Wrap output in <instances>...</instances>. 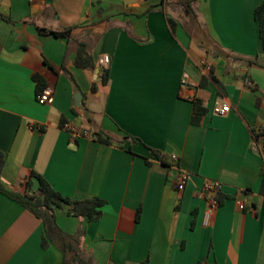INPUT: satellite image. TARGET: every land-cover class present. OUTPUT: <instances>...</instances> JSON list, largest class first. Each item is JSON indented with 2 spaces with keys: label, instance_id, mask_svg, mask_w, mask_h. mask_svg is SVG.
<instances>
[{
  "label": "crops",
  "instance_id": "0c3cea01",
  "mask_svg": "<svg viewBox=\"0 0 264 264\" xmlns=\"http://www.w3.org/2000/svg\"><path fill=\"white\" fill-rule=\"evenodd\" d=\"M262 2L0 0L5 187L32 194L37 182L29 190L25 182L34 170L63 196L104 199L97 220L70 215L68 205L56 212L91 264H264V155L253 135L264 127V64L250 63L262 52L254 17ZM80 43L92 66L76 64ZM47 86L52 101L40 103ZM196 98L207 111L193 124ZM223 102L229 111L216 113ZM65 120L109 141L73 139ZM152 149L167 164L179 156L189 173L182 190ZM207 180L225 195L208 224ZM43 235L42 220L0 192V264H63Z\"/></svg>",
  "mask_w": 264,
  "mask_h": 264
},
{
  "label": "trees",
  "instance_id": "16d2710c",
  "mask_svg": "<svg viewBox=\"0 0 264 264\" xmlns=\"http://www.w3.org/2000/svg\"><path fill=\"white\" fill-rule=\"evenodd\" d=\"M186 11L191 13L192 8L190 2L186 4ZM254 17L258 22L259 36L262 41V52L256 58L252 59L250 63L263 65L264 64V0L260 3L254 10ZM172 30L175 29L174 20L170 19ZM40 33L53 34L55 36H61L69 38L71 36L72 27H68L64 30H52L45 27H38ZM76 64L81 67L92 66V61L88 57L85 45L83 43L79 44V48L76 55ZM109 69L105 68L103 71V81L107 82L109 77ZM209 77L217 84L221 94L224 93V85L217 80L214 76ZM38 86L43 84V80L40 76L35 75ZM207 109L204 106L201 99L196 98L193 100V112H192V123L197 124L201 121L203 115L206 113ZM260 131L254 132V138L256 139ZM264 133V127L261 131ZM95 139L100 141H109V137H102L99 134L95 135ZM257 140V139H256ZM153 154L157 155L162 163L170 167V163L167 164L164 157L157 151L151 150ZM37 182V189L32 193H21L13 191L5 187L4 183L0 177V192L5 193L10 198L21 203L25 208L30 210L38 218H40L44 225V235L42 238L43 246L47 247L48 242L55 243L64 254L63 264H70L71 261L77 262L78 264H91L86 260L80 253L79 248V238L78 235H71L64 232L56 221L57 209L63 205H68V213L74 216H85L89 220H97L101 217L102 211L101 207L105 204V200L100 197H92L82 200L72 199L67 196H63L60 192L56 191L52 185L39 173L32 170L28 176L25 186L26 190L32 188V185ZM225 195L220 191L216 199L218 206L224 202ZM138 264H150L149 260L146 259ZM197 264H210L208 262L198 261Z\"/></svg>",
  "mask_w": 264,
  "mask_h": 264
},
{
  "label": "built area",
  "instance_id": "2783aa9c",
  "mask_svg": "<svg viewBox=\"0 0 264 264\" xmlns=\"http://www.w3.org/2000/svg\"><path fill=\"white\" fill-rule=\"evenodd\" d=\"M110 61V56L109 55H105L102 60H101V64L103 65V67L107 66V64ZM203 64V69L205 72H209L211 69V64L208 63L206 60L202 61ZM187 83V78H182V84H186ZM38 101L40 103H47V102H51L52 101V88L50 86L45 87L42 92L39 94L38 96ZM230 109V105L226 102H223L220 105H216L214 107V111L216 113H226L227 111H229ZM61 127L64 130H67L70 134L71 137L73 139L77 138V137H82V136H88V137H93L95 138V134L91 133L89 130L84 129L82 127H79L77 125H75L74 123H72L69 120H65L62 122ZM262 130H260L258 137L256 138L257 140V145L259 147L260 152L264 155V133L261 132ZM169 172L171 175H173V181L175 186L182 190L185 185L187 184V181L189 179V173L183 171L180 168L179 165V156L176 154H172L171 155V162H170V167H169ZM223 185L221 182H219L218 180H207L204 188L206 191H213V192H220L222 189ZM217 195H211V203H210V207L209 210L207 211L206 215H205V223L208 224L211 222L214 211L217 209L218 207V202L216 199Z\"/></svg>",
  "mask_w": 264,
  "mask_h": 264
},
{
  "label": "water",
  "instance_id": "95a60500",
  "mask_svg": "<svg viewBox=\"0 0 264 264\" xmlns=\"http://www.w3.org/2000/svg\"><path fill=\"white\" fill-rule=\"evenodd\" d=\"M76 101H77V102H80L81 99L76 98ZM207 193H208V194H211V195H218V194H219V192H213V191H209V192H207Z\"/></svg>",
  "mask_w": 264,
  "mask_h": 264
}]
</instances>
